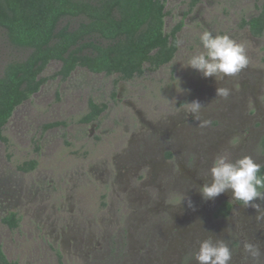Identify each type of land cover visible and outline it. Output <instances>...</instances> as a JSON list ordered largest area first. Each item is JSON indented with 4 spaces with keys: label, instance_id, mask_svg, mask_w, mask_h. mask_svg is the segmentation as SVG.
Returning <instances> with one entry per match:
<instances>
[{
    "label": "flooded vegetation",
    "instance_id": "af4514ba",
    "mask_svg": "<svg viewBox=\"0 0 264 264\" xmlns=\"http://www.w3.org/2000/svg\"><path fill=\"white\" fill-rule=\"evenodd\" d=\"M259 12L258 9L243 20L248 21ZM243 20L241 24L252 38L263 36L264 29L261 35H255ZM176 53L177 50L168 63ZM166 64L155 70L145 69L127 80L112 74L116 77L109 95L111 102L119 98L116 85L120 87L122 82L141 77L146 71L155 73ZM222 86L231 90L227 100L215 97L216 88ZM201 93L199 90L193 100L205 105L200 113V119L209 122L205 127H200L199 121L182 110L185 103L181 101L157 110L154 115L151 113L148 118L135 109L133 115L137 120L131 121L136 127L124 147L111 153V157L103 156L95 164L81 166L83 173L97 179L103 187L100 198L105 201L92 215L96 219L86 217V209L79 206L83 202L77 209L68 205L73 200V188L67 191V202L61 200L58 207L53 203L47 214L43 208L47 205L29 210V219L35 223L34 235L40 241L35 251L40 247L50 249L49 257H54L55 264H197L194 254L199 242L211 235L225 240L234 249H242L245 241L258 244L264 253V220L256 219L254 209L232 200L230 190L213 200L202 199L199 191L204 184L211 183L209 169L218 156L230 160L251 156L264 166V67L249 64L234 76L211 81L206 95L203 97ZM90 99L83 115L88 111ZM92 100L104 106L97 119L76 121L88 125L90 132L109 108L106 100ZM124 119L129 122V115ZM55 121L62 120L46 122L43 128L66 125L64 121L58 126L44 127ZM7 141L6 137L2 142ZM30 160L37 165L36 159ZM30 160L18 164L17 170L22 173L34 170L36 165L32 169L20 168ZM92 190L95 192L96 188L93 186ZM8 191L3 188L0 193V223L11 232L22 228L25 213L14 209L17 203L11 204L13 199ZM47 199L45 195L41 200ZM261 207L264 208V202ZM5 220L16 224L11 226ZM0 251L5 254L2 247ZM7 259L20 264L16 259ZM231 264H245L239 252L233 255ZM260 264H264V255Z\"/></svg>",
    "mask_w": 264,
    "mask_h": 264
},
{
    "label": "rangeland",
    "instance_id": "374dc122",
    "mask_svg": "<svg viewBox=\"0 0 264 264\" xmlns=\"http://www.w3.org/2000/svg\"><path fill=\"white\" fill-rule=\"evenodd\" d=\"M191 2L166 0L165 32H170L183 18V27L177 34L176 56L155 73L146 71L141 77L122 82L120 87L116 85L119 89L116 102H111L109 96L115 75L92 74L79 67L64 80L59 76L49 78L60 67V62L53 60L41 73L48 79L39 91L14 109L3 130L8 141H0V193L3 188L9 190L11 204L17 203L14 209L25 213V219L21 229L11 232L0 223V247L9 259L20 264H55L54 257H49L50 249L40 247L35 251L40 241L34 235L35 223L29 219V210L47 205L43 207L47 214L53 203L58 207L61 200L67 202V191L72 188L75 193L68 205L77 209L83 202L79 206L86 209V217L96 219L92 215L100 210L101 201H105L100 198L103 187L97 179L83 173L81 166L95 164L103 156L111 157V153L124 147L136 127L132 122L136 118L135 109L148 118L177 101L189 103L198 97L199 90L203 97L206 95L209 83L216 81L215 78H204L187 66L191 56L203 51L199 36L205 30L213 35H229L242 43L248 56L247 65L264 67V34L260 39L252 38L241 24L258 11L264 0H197L193 6ZM25 54L24 50L8 44L0 33V72L9 59H20ZM88 98L109 103L91 132L88 125L76 122L86 111ZM127 115L129 122L124 119ZM54 120L65 121L66 125L43 128L46 122ZM30 159L37 160L34 170L27 173L17 170L18 164ZM45 195L48 199L41 200ZM68 205L64 206L65 210Z\"/></svg>",
    "mask_w": 264,
    "mask_h": 264
},
{
    "label": "trees",
    "instance_id": "16d2710c",
    "mask_svg": "<svg viewBox=\"0 0 264 264\" xmlns=\"http://www.w3.org/2000/svg\"><path fill=\"white\" fill-rule=\"evenodd\" d=\"M165 5L166 0H0V33L8 44L26 52L1 68L0 140L6 141L3 129L14 109L48 79L41 73L50 61H59L60 67L49 78L63 80L78 66L127 80L171 61L183 21L165 32ZM259 10L257 16L243 20L255 35L263 33L264 3ZM88 105L77 122L97 119L104 109L92 99ZM60 124L64 121L44 127ZM35 165L30 160L20 168ZM260 174H264V166ZM0 264L17 263L0 251Z\"/></svg>",
    "mask_w": 264,
    "mask_h": 264
},
{
    "label": "clouds",
    "instance_id": "9594fccd",
    "mask_svg": "<svg viewBox=\"0 0 264 264\" xmlns=\"http://www.w3.org/2000/svg\"><path fill=\"white\" fill-rule=\"evenodd\" d=\"M199 40L203 51L191 56L187 66L198 71L202 77L223 80L236 75L247 66L248 56L244 45L229 35H213L205 30ZM230 94L228 87H217L215 90V97L224 100ZM204 106L193 100L185 103L182 110L199 121L200 127H205L209 122L200 119ZM261 167L251 156H242L235 160L218 156L209 169L211 183L204 184L199 189L202 199L213 200L230 190L232 200L240 202L246 208L251 207L257 213L256 219L264 220V208L261 207V202H264V174H260ZM188 205L191 207L190 200ZM237 252L245 264L249 261L251 264H260V258L264 255L258 244L245 241L242 249H234L225 240L214 239L211 235L199 242L194 255L197 264H231L233 255Z\"/></svg>",
    "mask_w": 264,
    "mask_h": 264
}]
</instances>
